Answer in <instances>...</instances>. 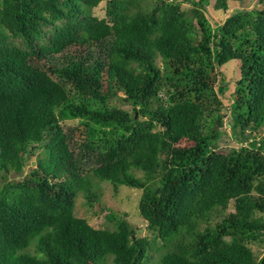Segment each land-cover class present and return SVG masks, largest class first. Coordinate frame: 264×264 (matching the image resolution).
Returning a JSON list of instances; mask_svg holds the SVG:
<instances>
[{"label": "trees", "instance_id": "1", "mask_svg": "<svg viewBox=\"0 0 264 264\" xmlns=\"http://www.w3.org/2000/svg\"><path fill=\"white\" fill-rule=\"evenodd\" d=\"M188 1L0 0V264H264V0L214 25ZM100 182L140 189L151 236L76 215Z\"/></svg>", "mask_w": 264, "mask_h": 264}, {"label": "rangeland", "instance_id": "2", "mask_svg": "<svg viewBox=\"0 0 264 264\" xmlns=\"http://www.w3.org/2000/svg\"><path fill=\"white\" fill-rule=\"evenodd\" d=\"M183 8H190L192 4L188 0H180ZM215 0H210L209 4L206 7V15L214 25L215 23H221L224 19L230 15L232 12L236 10L242 9H252L255 6H262L260 0H242V1H229V6L226 11L224 10H216L214 8ZM105 2H101L97 7L93 8L92 13L99 17H103L105 15L104 12ZM160 63V60L157 61ZM240 61L239 60H231L224 64L222 67L223 73L225 75L226 81L228 82V89L225 91L223 95H220L226 104V108L223 110L225 114L224 117V128L225 136L223 140L224 143H227L229 146H239L240 143L237 141L236 137H233L232 130L230 129L229 124V103L232 101L231 92L235 89V83L237 79L240 77ZM122 96L118 100L121 101ZM152 106H156V98L153 97L151 99ZM239 138V136H238ZM191 143L187 139H182L179 142V145H186ZM38 155L33 156L30 159L29 164L32 165L36 163L38 160ZM26 171V169H25ZM12 177L15 176L14 173L11 174ZM100 203L101 205H96L91 207L88 205L85 196H83L82 192L79 194L76 199V207L75 212L79 217H84L88 220V222L96 228L103 227H112L113 223L110 221L106 214L110 212L116 213L118 216H124L127 220L137 229L138 236H151V234L146 229V221L139 214V200L141 196L140 189L132 188L126 185H121L119 190L115 192L113 190L112 185L109 182H100ZM251 247L258 255V257L264 254V243L255 242L251 244ZM149 256L151 258L147 264H153L159 253L155 251H149ZM152 256V257H151Z\"/></svg>", "mask_w": 264, "mask_h": 264}, {"label": "water", "instance_id": "3", "mask_svg": "<svg viewBox=\"0 0 264 264\" xmlns=\"http://www.w3.org/2000/svg\"><path fill=\"white\" fill-rule=\"evenodd\" d=\"M218 124H219V121L217 120V121H216V124H215V126H214V129H217Z\"/></svg>", "mask_w": 264, "mask_h": 264}]
</instances>
